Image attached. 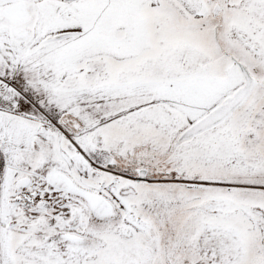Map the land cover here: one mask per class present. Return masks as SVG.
<instances>
[{
    "label": "snow or ice",
    "instance_id": "obj_1",
    "mask_svg": "<svg viewBox=\"0 0 264 264\" xmlns=\"http://www.w3.org/2000/svg\"><path fill=\"white\" fill-rule=\"evenodd\" d=\"M0 264H264V0H0Z\"/></svg>",
    "mask_w": 264,
    "mask_h": 264
}]
</instances>
